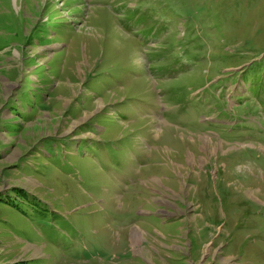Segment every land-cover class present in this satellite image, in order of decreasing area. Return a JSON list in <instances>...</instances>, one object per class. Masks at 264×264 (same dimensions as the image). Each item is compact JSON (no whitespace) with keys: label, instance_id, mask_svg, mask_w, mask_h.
<instances>
[{"label":"rangeland","instance_id":"1","mask_svg":"<svg viewBox=\"0 0 264 264\" xmlns=\"http://www.w3.org/2000/svg\"><path fill=\"white\" fill-rule=\"evenodd\" d=\"M0 264H264V0H0Z\"/></svg>","mask_w":264,"mask_h":264}]
</instances>
